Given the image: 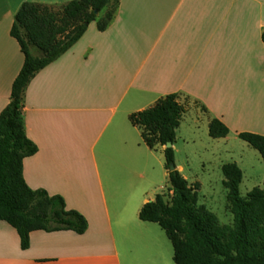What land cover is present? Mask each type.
Masks as SVG:
<instances>
[{"label": "crops", "instance_id": "crops-1", "mask_svg": "<svg viewBox=\"0 0 264 264\" xmlns=\"http://www.w3.org/2000/svg\"><path fill=\"white\" fill-rule=\"evenodd\" d=\"M70 1L0 0V112L23 63L9 34L17 10ZM117 1L107 28L89 24L23 95L25 134L37 147L23 160V179L61 196L87 229L33 231L22 250L0 222V264H174L164 232L138 219L167 183L163 148H147L128 121L161 97L178 95L184 114L194 111L206 126L218 119L236 135L264 136V0Z\"/></svg>", "mask_w": 264, "mask_h": 264}, {"label": "trees", "instance_id": "trees-1", "mask_svg": "<svg viewBox=\"0 0 264 264\" xmlns=\"http://www.w3.org/2000/svg\"><path fill=\"white\" fill-rule=\"evenodd\" d=\"M117 2L72 0L61 6L25 2L14 16L9 34L19 46L23 63L12 82L9 102L0 112V222L16 231L22 250L29 247V234L33 231H71L81 235L87 229L85 218L67 210L61 196L30 189L23 179V160L37 152L24 130L25 88L38 71L71 48L89 24L95 22L97 30L104 31L113 18ZM100 13L103 15L99 17ZM261 40L264 43V30ZM32 47L39 52V57L31 54ZM178 98L176 94L166 95L149 108L128 116L147 148H163L167 173L166 191L145 203L138 219L154 223L164 232L172 247L174 264H264V176L261 188L254 187L241 197L240 168L236 163L221 165L226 209L232 215L230 226L221 225L212 212L198 205L199 185L188 184L175 168L173 148H164L168 142L173 145L186 112ZM207 128L212 139L225 138L229 133L218 119L210 120ZM237 137L255 150L264 164V136L240 132ZM38 264L53 263L40 261Z\"/></svg>", "mask_w": 264, "mask_h": 264}, {"label": "rangeland", "instance_id": "rangeland-1", "mask_svg": "<svg viewBox=\"0 0 264 264\" xmlns=\"http://www.w3.org/2000/svg\"><path fill=\"white\" fill-rule=\"evenodd\" d=\"M90 26L95 27V22ZM31 49L33 56H40L36 49ZM207 127L203 118L194 111L183 114L171 146L174 150V164L183 168L182 175L189 185L195 182L200 184L197 191L198 205L212 212L221 225L230 226L232 215L226 209V191L222 186L220 165L241 160L239 194L244 197L252 188L262 187L260 174L263 164L258 153L238 139L233 130L229 131L226 140L212 139L208 136ZM155 159H162L160 153L151 160L157 165ZM160 186L156 195L166 191V181Z\"/></svg>", "mask_w": 264, "mask_h": 264}, {"label": "water", "instance_id": "water-1", "mask_svg": "<svg viewBox=\"0 0 264 264\" xmlns=\"http://www.w3.org/2000/svg\"><path fill=\"white\" fill-rule=\"evenodd\" d=\"M95 14H97V11H94ZM172 146V144L170 142L166 143V145L164 146V148H170ZM169 169L172 171L174 169V165L171 164L169 166Z\"/></svg>", "mask_w": 264, "mask_h": 264}]
</instances>
